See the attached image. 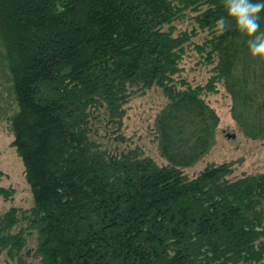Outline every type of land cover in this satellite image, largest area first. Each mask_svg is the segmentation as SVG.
<instances>
[{
  "label": "trees",
  "instance_id": "obj_1",
  "mask_svg": "<svg viewBox=\"0 0 264 264\" xmlns=\"http://www.w3.org/2000/svg\"><path fill=\"white\" fill-rule=\"evenodd\" d=\"M180 3L0 0L18 105L13 143L34 198L0 214L4 264H27L34 237L39 264H264V172L236 178L231 163L192 177L183 170L214 145L220 117L205 86L174 83L193 36L176 33L177 22L194 19L193 31L209 33L196 47L217 60L213 77L225 81L232 116L253 139H264V69L223 0ZM260 23L264 30V12ZM153 86L169 98L155 122L167 164L92 139L89 109L99 106L121 130L123 104ZM11 192L0 184V195Z\"/></svg>",
  "mask_w": 264,
  "mask_h": 264
},
{
  "label": "rangeland",
  "instance_id": "obj_2",
  "mask_svg": "<svg viewBox=\"0 0 264 264\" xmlns=\"http://www.w3.org/2000/svg\"><path fill=\"white\" fill-rule=\"evenodd\" d=\"M194 19L188 18L177 22V31L187 29L193 34L190 43L181 59L176 73V86L186 88L189 85L196 87L205 86L202 95L206 101L216 110L220 117L216 133V140L211 149L194 165L183 170L189 176H195L208 165L231 163L233 177L259 174L264 172V139L248 137L240 125L232 116V96L229 93L225 81L215 78L217 60L209 62L205 54H202L197 44H204L209 36L207 31L196 29ZM215 81L214 86H208ZM169 101L163 87L136 91L130 100L123 104L124 117L121 130H117L116 124L108 123L101 115L102 108L97 106L89 109L90 116L88 128L89 135L96 143L102 142L105 148L114 151L117 147L137 148L142 155L150 156L160 165L167 164V160L161 155L159 149L158 133L156 130V118L158 113ZM122 106V108H123ZM18 109L13 88L12 74L7 48L0 36V184L12 189L11 195H0V214L9 210L12 206L19 208H31L34 198L30 184L26 177V168L22 156L14 145L15 134L12 127V117ZM106 119V120H104ZM111 128L108 135L107 128ZM115 132V133H112ZM122 136L123 138L121 139ZM104 136V137H103ZM112 136V137H111ZM124 139V141H123ZM102 146V145H101ZM100 146V148H102ZM36 240L31 239L25 248L27 264H39V258L35 256ZM6 256L1 258L0 264L5 263Z\"/></svg>",
  "mask_w": 264,
  "mask_h": 264
},
{
  "label": "clouds",
  "instance_id": "obj_3",
  "mask_svg": "<svg viewBox=\"0 0 264 264\" xmlns=\"http://www.w3.org/2000/svg\"><path fill=\"white\" fill-rule=\"evenodd\" d=\"M172 8L182 7L180 0H168ZM227 16L234 21L235 30L246 44L250 57L256 61L258 70L264 69V30L261 29V13L264 12V0H223ZM217 24L225 29V18ZM246 38V39H244Z\"/></svg>",
  "mask_w": 264,
  "mask_h": 264
}]
</instances>
